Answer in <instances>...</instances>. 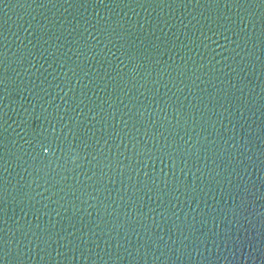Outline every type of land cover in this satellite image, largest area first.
<instances>
[{
  "label": "water",
  "instance_id": "water-1",
  "mask_svg": "<svg viewBox=\"0 0 264 264\" xmlns=\"http://www.w3.org/2000/svg\"><path fill=\"white\" fill-rule=\"evenodd\" d=\"M0 264H264V0H0Z\"/></svg>",
  "mask_w": 264,
  "mask_h": 264
}]
</instances>
